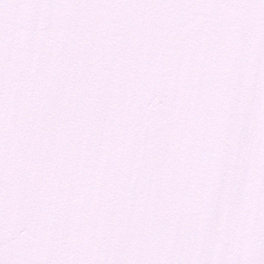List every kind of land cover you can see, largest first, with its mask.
<instances>
[{
  "label": "snow or ice",
  "instance_id": "obj_1",
  "mask_svg": "<svg viewBox=\"0 0 264 264\" xmlns=\"http://www.w3.org/2000/svg\"><path fill=\"white\" fill-rule=\"evenodd\" d=\"M0 264H264V0H0Z\"/></svg>",
  "mask_w": 264,
  "mask_h": 264
}]
</instances>
